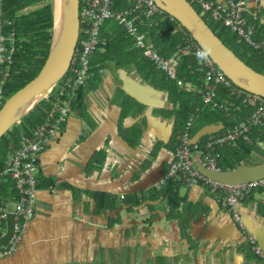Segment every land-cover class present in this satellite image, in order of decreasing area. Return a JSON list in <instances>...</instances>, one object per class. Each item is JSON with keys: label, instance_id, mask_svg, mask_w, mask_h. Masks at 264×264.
Here are the masks:
<instances>
[{"label": "crops", "instance_id": "obj_1", "mask_svg": "<svg viewBox=\"0 0 264 264\" xmlns=\"http://www.w3.org/2000/svg\"><path fill=\"white\" fill-rule=\"evenodd\" d=\"M213 1L217 4L223 2ZM126 2V6L119 5V8L125 9L134 5L131 1ZM246 2L248 11L245 16L249 24L258 29L261 22L262 27L264 0ZM252 11L256 12L257 18L252 17ZM162 20L161 14H155L150 25L137 26L145 36V43H150L164 58H172L180 48L182 34L176 24L173 30L159 29L157 25ZM155 29L162 31L160 34L163 35L158 45L153 40ZM177 33L179 35L175 37ZM129 37L132 38L130 35ZM131 44L134 48L128 49L129 57L123 55L121 64L114 61L92 70V77L80 91V107H77L79 110L72 111L62 132L50 140L41 154L36 174L38 185L35 214L28 222L17 249L10 256L0 258V264H67L74 253L69 245L76 242L71 240V236L81 233V227L77 223L82 224L84 235L88 238L89 227L95 224L94 218L109 210L105 205L97 211L94 210L97 203L91 197V192L95 191L118 194L119 197L124 192L135 191L142 213L147 210L142 208L146 204L149 210L159 213V220L164 225V218L174 224L171 232L176 233L174 240L186 238L191 242L188 245L193 251L190 260L189 257L181 259L187 255L169 259V252L165 248L163 255L167 256H162L163 264H246L245 261L250 264H264V258L258 256L249 245L240 250L244 257L229 248L228 245L235 239H241V236L245 239L244 235L247 233L237 226L231 214L221 208L205 187L180 183L177 184V189L169 191L170 184L155 185L166 173L175 148L174 137L184 126L187 113L194 112L198 117L203 113L206 115L192 126L194 135L209 125H218L217 130L211 133L221 134V128L233 127L249 118L254 106L241 102L240 105L244 107L228 103L229 98L236 97L228 95L229 87L224 85H217L215 88L214 100L217 105L213 107L205 104L207 84L204 68L196 56L179 55L177 78L170 79L144 56L142 48L135 46L134 40ZM133 50L136 51L135 57L131 55ZM99 57L100 54L94 56L91 63L95 64ZM125 64H130L134 69L130 70ZM123 77H129L140 85L137 87L138 96L127 90L128 84ZM150 80H154V83ZM175 84L177 88L174 87ZM170 91L172 95L169 99ZM181 103H189L192 107L187 113H183L179 109ZM218 112L221 114L218 115ZM207 136L208 134H204L197 139H203L204 145ZM260 138L258 128H252L249 139L258 142ZM222 148L212 150L217 159V167L226 162L220 152ZM251 156L259 158L253 147L245 148L239 161L249 162ZM258 162L260 161H255ZM1 180L0 183L4 185H0V188L4 189L0 192V201L6 200L10 203L15 196L14 183ZM145 191L152 194V201L145 197ZM253 200L256 207L253 206ZM130 203L133 204L134 201ZM10 207H13V203ZM121 207L119 202L117 210L120 211ZM237 208L246 227L264 229V189L243 199ZM255 212L260 215L258 219L254 216ZM152 216L154 215L150 217ZM1 223L5 224V220H0ZM150 224L151 222L148 223L149 226ZM137 225L135 223L133 229ZM167 231L168 226H165L163 234L168 236ZM3 232L0 231V234ZM258 242L264 251V236ZM223 246L224 252L219 254L218 251ZM173 251L179 254L178 249L173 248ZM158 255L154 252L148 254L147 264L157 262Z\"/></svg>", "mask_w": 264, "mask_h": 264}, {"label": "built area", "instance_id": "obj_2", "mask_svg": "<svg viewBox=\"0 0 264 264\" xmlns=\"http://www.w3.org/2000/svg\"><path fill=\"white\" fill-rule=\"evenodd\" d=\"M128 1L133 2L134 5L125 9L119 8V5L116 4L118 0H80L79 2V36L82 28H84L86 37L80 40L78 38L70 67L62 79L63 86L54 98L53 107L47 111L48 120L44 125L38 126L30 137L23 138L22 144L8 155L2 169H0V178L12 181L16 190V194L10 203H7L6 200H1L0 202V220H5L6 212L10 208L11 203H13L11 208L14 214L13 233L7 243L0 245V258L10 256L17 249L28 222L35 214L38 185L36 170L39 166V153L44 150V142L48 140L49 135H56L59 123L64 119V116L56 118L54 115L56 109H59L62 115L66 113V107L60 105L59 102L63 101L68 105L74 96L73 92L69 93L70 91H66V87L83 86L93 75L91 60L96 52L103 51L105 43V39L99 35V25L105 19H115L124 27L127 35L132 36L135 46L142 48L144 56L165 72L170 79L177 78L176 68L179 55L192 54L197 58V52L203 50L192 40L191 35L177 23L176 26L182 34L180 48L172 58H164L150 43H145V36L137 26L138 24L143 26L150 25L152 17L155 14H161L162 10L152 0ZM193 1L198 5L201 16L206 18L210 16L214 21L221 22L225 27L229 28L238 40L243 41L253 49L264 48V38L261 40L255 38L256 28L249 24L245 16L248 11L246 0H223L222 3L218 4L213 0H192L191 2L193 3ZM251 13L253 18H257L256 12L252 11ZM170 19L173 21L171 17ZM199 63L205 67L204 77L207 84L204 97L205 104L215 107L217 105L214 100L216 96L215 88L217 85H224L229 87L228 95L236 97L241 103L255 106V110L249 118L240 123V126L226 129L221 134H209L204 145H202L201 141H198V143L192 142L191 128L193 118L189 116L185 125L175 136L177 140L176 146L167 171L160 179V183L165 184L172 180L180 181L189 186L195 184L205 186L213 195L214 200L219 202L222 209H226L231 214L232 220L242 229L237 205L253 188L264 185V178L246 184L226 185L203 176L197 170V164H202L206 168H218L217 159L212 154V150L230 143L234 137L233 132L237 134H241L243 131L247 132L254 125H262L264 127V98L233 85L210 57L206 61ZM178 83L180 84V82ZM0 85L3 86L1 82ZM1 94L0 88V103ZM64 95H67V98ZM52 119H55V121H52ZM0 225L5 226L4 223ZM248 239L251 249L258 256L263 257L261 247L250 236H248Z\"/></svg>", "mask_w": 264, "mask_h": 264}, {"label": "trees", "instance_id": "obj_3", "mask_svg": "<svg viewBox=\"0 0 264 264\" xmlns=\"http://www.w3.org/2000/svg\"><path fill=\"white\" fill-rule=\"evenodd\" d=\"M33 4H38L39 6L36 8L28 9V7H32ZM116 4L126 6L127 3L126 1L123 0L121 2L120 1L117 2ZM193 5L200 12L198 5L194 1H193ZM0 14H2L1 21L6 19L5 22H0L1 34L8 37L9 33L11 32L14 38V42L12 44L6 42L5 43L0 42L1 47L5 46V50L2 49L0 51V56L9 57V63L3 61L1 62L0 82L6 67H8L7 72L8 75L10 76V79H8L7 82L3 84V86L0 85L2 91L1 103H0V107H1V105L8 98L9 95H11L17 89L22 87L25 83L31 80L38 73L45 60L51 38L52 4L50 0H0ZM161 16H163V20L159 21L157 27L159 29L165 28L166 30H173L175 24H177L178 22L174 19L172 21L170 19V16L163 11L161 13ZM202 17L209 25V27L215 32V34L231 50H233L238 57L241 58L242 56H240L233 48H236L239 51H243L242 53L249 55L244 57L246 58V60L243 57L241 59L255 70L264 73V48L253 49L243 41L238 40L237 37L231 33L229 28L225 27L221 22L214 21L213 19L210 18V16H208V18L204 16ZM262 24L263 23L260 22L258 25V29L255 30L256 39H260L264 37V25L261 27ZM84 30L85 29L82 28L80 32L79 40L86 37V33ZM98 31L100 37L105 39V43H104L103 51H101V53L99 52L95 53V56L100 54V57L95 64L94 62L91 63V71L92 70L94 71L95 68L97 70L98 68L105 65V63H113L115 61L121 64L122 63L121 59H124L123 55L128 56L129 55L128 49L133 46V44H131L133 39L129 37V35H127L125 29L113 18L105 19L99 25ZM153 32L155 33L153 36V40L158 45L161 43V39L163 35L160 33H162V31L155 29L153 30ZM179 33L175 34V37H177ZM225 39H228V43H226ZM131 55L132 57H135L136 51L133 50V53H131ZM203 68L205 71V67ZM148 72L154 75L150 70ZM87 84L88 81L83 86L75 85L72 88L66 87V91H70L69 93L73 92L74 96L71 98V102H69L68 105H66V102L63 101L59 102L60 105L66 107V113L64 115H62L59 109H56L54 111V115L56 118L59 116H64V119L59 123V129L56 135L55 136L49 135L48 140L44 142L45 144L43 148L44 150L41 153H39V162H38L39 166H40L41 154L48 147L50 140H52L62 132V129L67 119L72 114V111L74 112L79 110V108L77 109V107H80L79 105L81 100L80 91L81 88H83ZM57 85H59V90H60L63 86L62 80H60V82ZM58 91L57 93L51 94L47 98L43 99L38 105L35 106L33 110H31L27 115L22 117L18 123L14 124L0 138V169H2L8 155L16 147H19L22 144L23 138L30 137L38 126L44 125L47 122L48 120L47 111L50 110L51 107H53L54 98L58 95ZM64 97L67 98V95H64ZM229 100L230 101L228 102L226 99V102L228 103L232 102L236 105H240L239 100L231 99V98H229ZM181 102L184 101L182 100ZM240 106L244 107L243 105ZM191 107L192 106H190L189 103L187 104L181 103L179 109H181L183 113L185 112L187 113V111L190 110ZM246 110L247 109H244V111ZM254 110H255V106H254ZM203 114H201L198 117L197 121H196V117L193 118L192 126L206 116ZM217 114L219 115L221 113L218 112ZM187 116L188 114L185 115L184 117L185 118L184 125L186 123V120L188 119ZM52 121H55V119H52ZM225 127L226 129L234 128V126L233 127L225 126ZM225 127L222 130H225ZM233 134L234 137L231 139V142L235 141L237 142L236 144H239L237 147V151L231 149L233 146L229 147L228 145H225L226 147L224 146L223 148L217 147V148H222L220 152L226 158L225 163H222L221 166L219 164L221 169L233 168L235 166H238L237 164L240 162L239 159L245 152V148L252 147L253 145V144L249 145L248 142L245 140V139L249 140V137H246V135H244L246 134V132L244 134H237L233 132ZM242 137H245V139ZM39 166L36 170V174L39 169ZM180 183L183 184L180 181H172V180L169 181L170 184L168 188L169 191H172L175 188L177 189L178 188L177 184ZM0 185H4V184L0 183ZM3 189L4 188H0V192ZM206 189L209 192L208 188ZM260 189L263 190L264 185L253 188V190L249 192L247 195L250 196L252 193ZM15 194H16V190H15ZM91 197L97 203V206H95L94 208L95 211L100 209L102 205H105L109 209L108 210L110 212L108 215L109 220L113 218L111 213H113L115 209H116L115 214L117 215V217H115L116 219L123 217L122 215L123 212L137 215L136 213H138L140 209V207H138L139 201L137 200L135 191L129 193L124 192L123 194H121L120 197L118 196V194H113L109 192L106 193L104 191H95V192H91ZM130 201H134V203L131 204ZM119 202L122 204L120 211L117 210L118 209L117 206L119 205ZM130 218L131 216L127 217V219L129 220ZM147 219L150 222L149 217H147ZM142 224L144 223L142 222ZM146 224L148 223L146 222ZM102 250H103V254L101 258L92 261V264H109L110 254L108 253V251L112 249L103 247Z\"/></svg>", "mask_w": 264, "mask_h": 264}, {"label": "water", "instance_id": "obj_4", "mask_svg": "<svg viewBox=\"0 0 264 264\" xmlns=\"http://www.w3.org/2000/svg\"><path fill=\"white\" fill-rule=\"evenodd\" d=\"M152 1L160 10L176 20L202 49V46L211 48L210 59L233 85L264 98V73L255 70L238 57L209 27L190 0ZM53 2L51 38L47 55L38 73L9 95L1 105L0 138L49 96L70 67L79 38L80 0H53ZM123 78L128 84L127 90L138 96L137 87L140 85L129 77ZM218 127V125L205 126L193 138L198 140L197 138L217 130ZM197 170L208 179L226 185L246 184L264 178V158L258 163H241L227 169H212L197 164ZM13 229L14 214L10 207L6 212L4 232L0 234V245L9 241Z\"/></svg>", "mask_w": 264, "mask_h": 264}, {"label": "rangeland", "instance_id": "obj_5", "mask_svg": "<svg viewBox=\"0 0 264 264\" xmlns=\"http://www.w3.org/2000/svg\"><path fill=\"white\" fill-rule=\"evenodd\" d=\"M50 1L52 4V7L54 8L53 0H50ZM38 6H39L38 4H33L32 7H28V9L36 8ZM1 16L2 14H0V22H5L6 19L1 21ZM225 41L226 43H228V39H225ZM0 42L1 43L6 42L9 44H12L14 42L13 34L10 32L9 36L6 37L3 34H1V30H0ZM0 48L5 50V46L1 47V44H0ZM233 49H235V51L243 58L246 56H249L247 54L242 53L243 51H239L236 48H233ZM244 59L246 60V58ZM1 61L9 63V57L1 56ZM125 66L129 68L130 70L134 69L130 64H125ZM7 68L8 67H6L5 72L3 73V77L1 79L2 84H5V82H7V80L10 79V76L8 75V72H7ZM145 77H148L149 79H151L149 76H145ZM150 81L154 83V80H150ZM155 85L159 86L158 84H155ZM174 87L177 88L178 86L175 84ZM58 90H59V85H56L49 95L57 93ZM171 95H172V91H170L169 99L171 98ZM173 112L175 113V110ZM169 114H171V111L169 112ZM197 119L198 117H196V121ZM242 138L245 139V137H242ZM245 140L248 142L249 145L253 144L252 145L253 151L255 155L259 157L257 158L256 156H251L249 157V162H246V163H255V161H258V160L261 161L264 158V134L262 133V136L258 142H253L250 139L249 140L245 139ZM236 143L237 142L233 141V142L227 143L226 145H228L229 147L233 146L231 149L234 151H237V147L239 144H236ZM241 163L242 162L240 161L237 165H240ZM145 197H147L151 201L153 200V196L150 192L145 191ZM253 206L256 207L255 200H253ZM142 208L144 211L146 209L147 210L143 213L141 212L142 209L139 210L140 212L136 213L137 215L131 216L130 220L127 219V217L130 216L131 213L123 212L122 213L123 217L117 218L118 220L115 218L117 217V215H115L114 213H111L113 218L109 220V218L106 216L109 211L106 210L102 212V216L95 217L94 218L95 224L89 227L90 232H89L88 238H86L84 235L85 232L83 231L82 224L76 222L78 226L80 225L81 227L80 228L81 233L78 235L71 236V240H76V242L73 241L69 245V247L74 251V253H72V258H70L71 260L68 261L67 264H81V263L92 264L90 263L91 261L98 260L101 258L103 254V250H102L103 247L112 249L108 251V253L110 254L109 264H147L146 257L148 254L151 255L152 252H154L155 254H159V255L157 257L158 258L157 262H151L150 264H163L162 256H167V255H163L165 248H167L169 252L168 254L169 259L180 258L181 255H187L186 257H182L181 259L184 260L185 258L189 257V260H190L192 257L193 251L188 247V245L191 242H189L186 238L174 240L176 238V233L175 231L171 233L174 227V224L169 223V220L167 218H164L165 219V220L163 219L165 221V225H164V222H161L159 220L161 219V217L159 216V213L157 214V212H154V211L152 212L151 210H149L146 204L142 205ZM151 215H154V216L150 217ZM254 216L256 219L260 217L258 212H255ZM147 217H149L150 219V222H151L150 226L146 224V222L150 223ZM239 217L242 223V230H245V232L247 233V235H244L246 240L241 236V239L239 238L235 239L228 246L229 248L234 250L235 254H238L244 257V253L240 250L242 248L244 250L247 247L248 243H250L248 236H250L253 240H255L256 244L259 245L260 243L258 242V239L261 236H264V229L257 228L256 226L246 227L245 222L241 218L240 214H239ZM142 222L144 224H142ZM135 223H137L138 225L135 227V229H133V225ZM165 226H168V229H169V231L166 232L169 234L168 236L166 234H163ZM4 227L5 226L0 227L1 232L4 231ZM82 239H85L84 242H82ZM173 248L175 250L178 249L179 254L175 253L173 251ZM224 248H225L224 246L220 247L218 251L219 254L224 252ZM170 253H174V255H170ZM262 255L264 257V253ZM234 260H235V257H234ZM260 261L263 262L262 260ZM245 262L246 264H250V263H247V261Z\"/></svg>", "mask_w": 264, "mask_h": 264}, {"label": "clouds", "instance_id": "obj_6", "mask_svg": "<svg viewBox=\"0 0 264 264\" xmlns=\"http://www.w3.org/2000/svg\"><path fill=\"white\" fill-rule=\"evenodd\" d=\"M121 2V1H123V0H118V2ZM124 1H127V0H124ZM127 3V2H126ZM192 3V2H191ZM193 4V3H192ZM120 9H123V7L122 8H120ZM199 12V11H198ZM203 47V49L204 50H202V51H198L197 52V59H198V61L199 62H204V61H206L207 59H208V57H209V55H210V53H211V48H209V47H207V46H202ZM0 63H1V61H0ZM67 73V72H66ZM65 76V75H64ZM63 79V78H62ZM61 79V80H62ZM188 114V116L187 117H189V116H192V118H194V117H198V115L196 114V115H194V112H189V113H187ZM186 114V115H187ZM243 122V121H242ZM235 126H240V123L239 124H237V125H235ZM252 128H258V130L260 131V135L262 136V133L264 134V127L263 126H260V125H254V126H252L251 128H250V130H248L247 132H246V134H244L245 133V131H243L241 134H244V135H246V137H249V133H250V131L252 130ZM222 129H224V127L223 128H221L220 129V131H221V133L222 132H225L226 131V127H225V130H222ZM181 129H179V131H180ZM179 131L176 133V134H178L179 133ZM210 134H212V133H210ZM209 135V134H208ZM176 136V135H175ZM193 136H194V134H193V132H192V128H191V139H192V142H196V143H198V141H201L202 142V140L203 139H198V140H195V139H193ZM174 141H175V144H176V137H174ZM226 145V144H225ZM176 146V145H175ZM224 147V146H223ZM175 149V148H174ZM168 168V167H167ZM218 168H220V167H218ZM167 171V170H166ZM164 176V175H163ZM162 176V177H163ZM161 177V178H162ZM160 178V179H161ZM160 179L158 180V182H156L155 183V185L156 186H162V185H166V184H169V181L167 182V183H165V184H163V183H160ZM189 186V185H188ZM203 187H205V186H203ZM206 188V187H205ZM252 191V190H251ZM250 191V192H251ZM247 196H249V195H246L243 199H245ZM243 199L241 200V201H243ZM240 201V202H241ZM248 245H249V243H248ZM250 246V245H249ZM263 251V250H262ZM263 253H264V251H263ZM264 258V257H263Z\"/></svg>", "mask_w": 264, "mask_h": 264}, {"label": "flooded vegetation", "instance_id": "obj_7", "mask_svg": "<svg viewBox=\"0 0 264 264\" xmlns=\"http://www.w3.org/2000/svg\"><path fill=\"white\" fill-rule=\"evenodd\" d=\"M0 66H1V63H0Z\"/></svg>", "mask_w": 264, "mask_h": 264}]
</instances>
